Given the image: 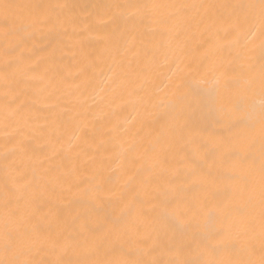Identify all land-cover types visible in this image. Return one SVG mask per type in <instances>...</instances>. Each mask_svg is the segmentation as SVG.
<instances>
[{
  "label": "snow or ice",
  "instance_id": "1",
  "mask_svg": "<svg viewBox=\"0 0 264 264\" xmlns=\"http://www.w3.org/2000/svg\"><path fill=\"white\" fill-rule=\"evenodd\" d=\"M93 37L114 65L106 77L103 55L87 50ZM137 42L152 44L154 63L163 52L161 67L187 62L168 78L167 110L130 134L114 176L98 182L88 160L59 174L51 145L33 163L40 109L25 97L68 82L56 53L88 61L77 91L98 71L109 95L143 103L128 60ZM0 90V264H264V0L0 3ZM84 142L104 147L95 135Z\"/></svg>",
  "mask_w": 264,
  "mask_h": 264
},
{
  "label": "bare ground",
  "instance_id": "2",
  "mask_svg": "<svg viewBox=\"0 0 264 264\" xmlns=\"http://www.w3.org/2000/svg\"><path fill=\"white\" fill-rule=\"evenodd\" d=\"M8 2L15 3L20 0H0V3ZM70 3H99V2H125V0H68ZM163 2H177V0H163ZM184 2H199V0H184ZM222 2V0H218ZM199 34H197V40ZM196 40L192 41V47L196 45ZM258 43V41H257ZM47 41L40 43L39 47H46ZM139 50L138 56L128 54L134 67L139 65L140 75L136 79L137 87H143L147 91V96L143 103H138L135 97H130L127 93H117L109 95L111 89H106L105 84L97 71L96 77L86 90L77 91V85L81 84V78L76 74L85 67L88 61L82 60L80 57L73 58V54L68 51L57 52V61L61 66H70V75L68 82L61 85L59 90L49 88L43 94H29L25 97L27 102H35L39 107V120L35 123L36 127L42 130L37 133V139L33 141L35 149V157L33 163H38L45 160L51 155L49 146H55L62 151L61 157L52 161L53 164H60L58 173L63 174L75 167H79L83 172L86 164L85 160L89 161L87 165L89 171L93 168L99 170L97 177L98 182H104L109 176H114L113 169L117 168L120 160L126 156L125 149L130 142V134L134 133L141 127L142 124L153 120L154 115L167 110V102L165 94L168 92V78L173 76V73L184 69L187 61L180 59L172 60L167 65L161 67L163 63V52H158L156 62L152 61V44L145 42L136 45ZM88 52L92 57L103 55L104 62L101 67L104 70L105 77L110 75L109 69L114 67L111 58L104 51L105 42L102 39L93 37L92 42L88 46ZM206 49H201L199 52L193 53L196 56H203ZM226 55V53H225ZM258 55V50H257ZM51 75V73H50ZM67 75V73H66ZM47 81H45V84ZM29 88L32 85H28ZM44 87V85H40ZM81 91L84 95L81 96ZM51 93V95L49 94ZM2 94V90H0ZM86 99L87 103L82 101ZM161 101H165L161 103ZM80 113H84L81 117ZM71 119L72 126H66V122ZM119 128V137L113 139L109 134V128ZM147 132L148 129L146 128ZM95 135L97 143L103 141L104 147L99 152L95 147H88L84 142L85 136ZM3 136L4 129L0 123V164H2L3 154ZM77 136L81 139H77ZM75 145L73 151H69V145ZM87 150L88 157L83 155L77 159L76 152ZM48 164H45L47 167ZM67 205V201L61 202ZM83 205L73 204L71 209H80ZM47 227V225H45Z\"/></svg>",
  "mask_w": 264,
  "mask_h": 264
}]
</instances>
